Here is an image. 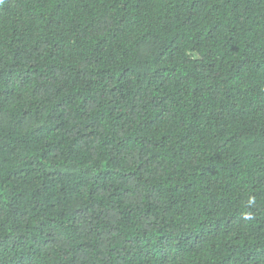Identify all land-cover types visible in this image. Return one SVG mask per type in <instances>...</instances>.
<instances>
[{
  "label": "trees",
  "instance_id": "1",
  "mask_svg": "<svg viewBox=\"0 0 264 264\" xmlns=\"http://www.w3.org/2000/svg\"><path fill=\"white\" fill-rule=\"evenodd\" d=\"M0 264H264V0H0Z\"/></svg>",
  "mask_w": 264,
  "mask_h": 264
}]
</instances>
